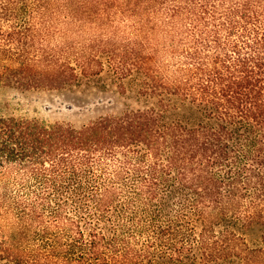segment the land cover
Masks as SVG:
<instances>
[{
	"label": "trees",
	"instance_id": "trees-1",
	"mask_svg": "<svg viewBox=\"0 0 264 264\" xmlns=\"http://www.w3.org/2000/svg\"><path fill=\"white\" fill-rule=\"evenodd\" d=\"M105 65L151 104L0 116V263L264 264V0H0V86Z\"/></svg>",
	"mask_w": 264,
	"mask_h": 264
},
{
	"label": "rangeland",
	"instance_id": "rangeland-1",
	"mask_svg": "<svg viewBox=\"0 0 264 264\" xmlns=\"http://www.w3.org/2000/svg\"><path fill=\"white\" fill-rule=\"evenodd\" d=\"M139 88V79L122 78L107 65L98 73L79 75L64 88L0 86V116H27L79 127L100 116L148 107L151 102L141 96ZM263 230L264 225L255 223L244 231L250 247H264ZM223 264L245 263L235 258Z\"/></svg>",
	"mask_w": 264,
	"mask_h": 264
}]
</instances>
